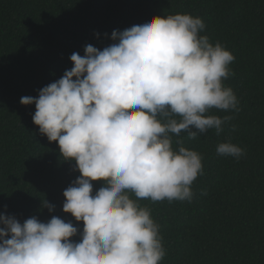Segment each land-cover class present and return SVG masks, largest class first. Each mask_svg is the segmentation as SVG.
Returning <instances> with one entry per match:
<instances>
[{
  "label": "clouds",
  "instance_id": "1",
  "mask_svg": "<svg viewBox=\"0 0 264 264\" xmlns=\"http://www.w3.org/2000/svg\"><path fill=\"white\" fill-rule=\"evenodd\" d=\"M204 29L200 18L176 14L114 30L116 43L103 50L86 45L38 97H21L22 105H35L40 133L76 163L80 176L63 192V212L82 221L83 231L72 242L78 229L60 217L21 224L0 214V264H160L166 252L159 225L138 199L191 202V185L203 174V157L183 146L174 151L170 134L220 135L233 117L206 114L239 111L223 83L235 57L199 35ZM216 151L244 155L231 142ZM97 181L104 183L93 195Z\"/></svg>",
  "mask_w": 264,
  "mask_h": 264
},
{
  "label": "trees",
  "instance_id": "2",
  "mask_svg": "<svg viewBox=\"0 0 264 264\" xmlns=\"http://www.w3.org/2000/svg\"><path fill=\"white\" fill-rule=\"evenodd\" d=\"M176 14L200 18L199 35L235 57L223 83L239 111L206 114L233 117L220 135L170 134L174 151L183 146L203 157L191 202H138L159 225L166 252L160 264H264V0H0V214L21 224L60 217L78 229L70 239L80 242L83 222L63 212V192L80 176L76 163L40 133L35 105H22L21 97H38L74 66L72 53L85 55L86 45L103 50L116 43L114 30ZM226 142L244 155H218ZM103 183L93 182V195Z\"/></svg>",
  "mask_w": 264,
  "mask_h": 264
}]
</instances>
